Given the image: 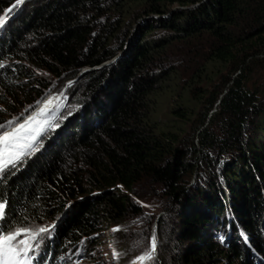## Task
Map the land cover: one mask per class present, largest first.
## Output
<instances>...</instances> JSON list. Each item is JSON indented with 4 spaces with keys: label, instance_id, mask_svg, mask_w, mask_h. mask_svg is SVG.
Segmentation results:
<instances>
[{
    "label": "trees",
    "instance_id": "1",
    "mask_svg": "<svg viewBox=\"0 0 264 264\" xmlns=\"http://www.w3.org/2000/svg\"><path fill=\"white\" fill-rule=\"evenodd\" d=\"M16 1L0 0V14L16 8L0 30L9 95L39 100L42 73L64 82L117 59L82 78L78 104L43 152L4 171L0 233L45 216L55 260L73 262L105 224L126 226L144 212L139 199H155L157 254L140 264H264V90L248 86L264 53V0ZM177 43L196 57L188 78L165 62ZM177 94L169 121L161 103ZM122 242L119 264L150 244Z\"/></svg>",
    "mask_w": 264,
    "mask_h": 264
},
{
    "label": "rangeland",
    "instance_id": "2",
    "mask_svg": "<svg viewBox=\"0 0 264 264\" xmlns=\"http://www.w3.org/2000/svg\"><path fill=\"white\" fill-rule=\"evenodd\" d=\"M23 1L24 0H22V3ZM22 3H19V4L21 5ZM10 13H12L11 10H7L0 14V18H3L5 21L2 25H0V30L3 31L4 29H6L7 28L6 26L8 25V23L11 20H14L15 14H16V8H14L13 15H10ZM203 41H204V38L199 41H196V43L200 46L202 44V47H203L204 46ZM205 42H208L207 39H205ZM190 53L191 52L189 51V46H185L182 43H177L166 54L165 62L167 65H174L176 67H179L181 74L184 77L188 78L191 73L190 67L192 64H194V61L196 60L195 59L196 57ZM203 53H208V51L205 50V52H202L199 55L198 61H201V63L203 62V58H202ZM254 60L256 62L254 63V66H253V69L250 75V79L248 82V86L252 91L260 93L264 90V53H262L259 56L258 55L255 56ZM22 62L25 65H28L26 61H21V63ZM1 63H3V61H1ZM86 74H88V72L85 73L79 79H76L77 77L76 76L73 79H68L64 82H61V81L55 80L53 77H50L49 80H47L48 76L42 73L40 78L41 80H44L48 83L47 84L48 87L45 89V91H48V95L39 100H38L39 97L33 98L32 96L33 100L31 102H25L24 97L22 95L21 97L16 98L12 95H9L2 88H0V95L3 96L4 99H6L7 101L6 104L0 103V119H4V123L1 121L0 124L7 125L9 121L14 122L13 126L18 123H23L26 119H28V117L36 115V113L39 110L40 105L44 103V101L47 99L46 97L48 96L52 97V95L54 94H60L64 99V104L63 102H59V105L63 104L60 109L61 111H58L55 117H52V118L46 117L48 118V120L53 119V120H50L51 123L49 122V124H51L52 126L51 127L47 125L45 126V129L46 128L47 129L43 131L42 135L38 138L36 142L38 145V149L35 153H33L30 156H34L35 154L39 152L40 153L43 152L48 147L47 138L51 135L50 131H57L58 129H60V127L66 123L64 120L67 118L69 111L72 108L76 107V105L78 104L79 96H81V93H79V89H80L79 86L82 85V82H83L82 78L85 77ZM183 80L185 79L183 78ZM179 97L180 96L178 94L169 95L168 98H166L164 102L161 103L162 110L159 111V115L160 114H161L160 116L166 115V117H168V113L170 110L169 108L178 103ZM25 99H28V98L25 97ZM3 113H7L8 115L2 116L1 114ZM44 116L45 115H42V116L38 115L35 117L37 120L42 121V119L45 120ZM21 117L23 118L20 119ZM166 117L164 120H166ZM172 119L173 118H169V121H172ZM175 123H177V120H175ZM59 131L57 133H59ZM57 133L55 136L58 135ZM9 168H12V167H9ZM3 173L4 172L0 174V178L3 175ZM154 200L155 199H147V200L139 199L138 201L139 203L142 204L143 211H144L141 216H138V218L135 217L133 221L130 224H126V226H123L117 223L105 224L103 227V230L101 231L100 243L96 244L95 246L91 244L86 250L84 249L79 250L77 253L79 254L78 260H73V262H71L72 260L70 259L68 253L64 254L62 256L66 260L64 264H71V263L72 264H119L121 262L119 261V259H122L124 257V252L122 250L123 247L121 246L123 243L122 239L125 238L126 236L134 237L135 235L137 236L138 246L142 245L144 241L145 242L149 241L150 243L149 245L147 243L142 246L143 248L148 247V249L146 250L147 252L145 253L144 257H147L148 253H154L156 255L157 246H155V251L153 252L152 251V240H153V237H155L154 231L157 225V219H159V217L164 214V211L160 210V208L158 207V204ZM50 223H52V220H49L45 216H43L41 217L40 220L32 223L27 229L30 230V234L31 233L38 234L40 228L48 229V225ZM139 224H143L144 229L149 234L147 235V238L145 240L141 239L140 237L144 230L143 229L140 230V227L138 226ZM114 229H119V230L114 231ZM46 234H50L49 230L45 233H40L41 236H45ZM221 242L223 245L224 244L227 245L228 239L225 235L224 236L222 235ZM248 249L252 252L251 256L256 255L255 250L252 251L254 249L253 245L248 246ZM145 259L143 260L138 259L137 262H135L134 264H140ZM148 262L151 263V259H148Z\"/></svg>",
    "mask_w": 264,
    "mask_h": 264
},
{
    "label": "snow or ice",
    "instance_id": "3",
    "mask_svg": "<svg viewBox=\"0 0 264 264\" xmlns=\"http://www.w3.org/2000/svg\"><path fill=\"white\" fill-rule=\"evenodd\" d=\"M22 3V0H17ZM4 19L0 18V25L4 23ZM48 101L41 108L38 115H43L47 109ZM13 121H9L7 125L0 124V173L9 167L15 168L25 156H30L38 149L37 140L45 130V125L51 127L47 120H37L35 116H30L23 123L13 126ZM5 203H0V218L5 214ZM119 229H114L117 231ZM47 228H40L39 233L47 232ZM30 230L24 227H13L0 233V264H31L28 258V251L32 245L28 240H18L21 235H29ZM36 233H31L29 239H35ZM155 237L152 240V251H155ZM151 259V253L147 257H140L141 260Z\"/></svg>",
    "mask_w": 264,
    "mask_h": 264
},
{
    "label": "bare ground",
    "instance_id": "4",
    "mask_svg": "<svg viewBox=\"0 0 264 264\" xmlns=\"http://www.w3.org/2000/svg\"><path fill=\"white\" fill-rule=\"evenodd\" d=\"M117 58H115V59H113V60H111V61H108L109 62V64H111V63H113V62H115V60H116ZM107 63V62H106ZM47 98V99H46ZM45 99V101H44V103H42L41 105H40V107H39V110H38V112L36 113V115L35 116H38V113H40V110H41V108H43L44 106H45V104L48 102V101H51V103L50 104H48V109H47V111L43 114V115H46L47 117H50V118H52V117H55L56 116V114L58 113V111H61L60 109H61V107H62V105L64 104V99H63V97L60 95V94H54V95H52V97H50V96H48V97H46ZM42 101V102H43ZM59 102H63V104H61V105H59ZM58 104V105H57ZM58 107H60V108H58ZM51 115V116H50ZM39 116H42V115H39ZM43 120V119H42ZM45 120H47L48 122H50V120H53V119H49L48 120V118H45ZM51 123V122H50ZM46 126V125H45ZM47 129V128H46ZM45 129V130H46ZM1 174V173H0Z\"/></svg>",
    "mask_w": 264,
    "mask_h": 264
},
{
    "label": "water",
    "instance_id": "5",
    "mask_svg": "<svg viewBox=\"0 0 264 264\" xmlns=\"http://www.w3.org/2000/svg\"><path fill=\"white\" fill-rule=\"evenodd\" d=\"M108 64H109V62L104 63V64L99 65V66H96V67H94V68H89V67L83 68V69L81 70V72L77 75L76 79L81 78V77H82L85 73H87V72H90V71H93V70L101 69V68H103L104 66H106V65H108ZM44 117L46 118L47 116L45 115Z\"/></svg>",
    "mask_w": 264,
    "mask_h": 264
},
{
    "label": "clouds",
    "instance_id": "6",
    "mask_svg": "<svg viewBox=\"0 0 264 264\" xmlns=\"http://www.w3.org/2000/svg\"><path fill=\"white\" fill-rule=\"evenodd\" d=\"M2 40V39H1ZM3 41V40H2ZM1 44H2V42H1ZM2 60V58L0 59V61Z\"/></svg>",
    "mask_w": 264,
    "mask_h": 264
}]
</instances>
